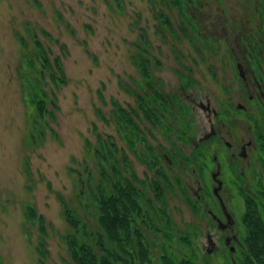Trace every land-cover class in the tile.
I'll list each match as a JSON object with an SVG mask.
<instances>
[{"label": "rangeland", "instance_id": "1", "mask_svg": "<svg viewBox=\"0 0 264 264\" xmlns=\"http://www.w3.org/2000/svg\"><path fill=\"white\" fill-rule=\"evenodd\" d=\"M166 2L0 0V264H38L34 246L39 230L36 222L25 217L29 204L45 218L46 264H67L69 256L61 235L68 226L58 195L78 206V184L69 167H80L83 159L90 162L85 138L95 141L93 125L113 134L154 199L147 183L161 178L117 135L114 122L106 123L96 112L100 107L109 115L110 98L125 106L135 104L129 87L142 76L131 55L143 29L151 45L149 53L159 61L152 60L150 67L154 83L168 96L170 112L164 119L172 126H149L150 143L161 154L171 179L169 184L161 181L163 208L171 221L168 224L160 217L157 224L162 231H146L152 253L150 262L144 264H160L158 256L164 250L161 242L177 258L190 256L198 264H232L231 257H237L224 243L223 230L207 213L211 209L221 217L211 190L214 182L210 170L215 169L216 161L220 163V194L236 219L234 227L227 230L236 235L230 242L236 252L243 230V192L254 193L262 175L259 146L248 159L235 162L218 136L197 142L210 130L208 116H212V111L198 101L205 104L208 100L225 121L229 114L238 136L245 131L249 115L235 107L245 100L236 63L262 76L264 0H184L188 18ZM158 7L167 12L171 27L164 24L159 30L154 15ZM34 39L48 50L51 60L60 56L65 83L54 84L48 74L40 79ZM29 58L36 67L30 66ZM30 76L41 84L47 108L53 111V117L41 125L42 138L36 128L31 130L34 109L29 96ZM188 79L192 82L185 84ZM249 111L263 120L261 110ZM217 126L228 138L226 126ZM173 128L184 136L179 137ZM199 182L202 187L196 198L191 188L197 189ZM186 194L196 200L195 206L187 201ZM208 233L215 243L211 252L206 251ZM135 264H141L139 259Z\"/></svg>", "mask_w": 264, "mask_h": 264}, {"label": "trees", "instance_id": "2", "mask_svg": "<svg viewBox=\"0 0 264 264\" xmlns=\"http://www.w3.org/2000/svg\"><path fill=\"white\" fill-rule=\"evenodd\" d=\"M166 4L173 5L180 14L188 18L184 0H167ZM154 15L160 23L159 30L164 24L171 27L168 14L161 7L155 8ZM262 41L264 53V28ZM134 46L136 50L131 55L132 62L138 67L142 76L141 80H134V85L131 84L132 86L129 87L135 104L128 103L125 106L119 100L110 98L109 102L112 106L109 115H106L100 107L96 108V112L106 123L114 122L117 135L161 180L157 178L148 180L147 186L153 193L154 199H152L146 192L144 186L146 183L135 172L133 162L125 149L117 144L113 134L99 131L93 125L95 141L85 138V152L90 162L83 159L80 167H69V171L75 174L78 184V206L73 205L63 195H58L62 206L61 213L68 226L67 231L61 235L69 256L67 264H135L137 259L141 264L150 262L152 250L149 247L146 231L148 229L151 232L162 231V227L157 224L160 217H163L168 224L171 221L169 214L163 208L165 201L163 183L169 184L171 179L161 161V154L155 145L150 143L148 136V134L152 135V127L161 128L165 124L166 128H172L164 119V115L170 112V103L168 96L153 81L150 64L152 60L157 63L159 61L156 56L149 53L148 49L151 45L144 29L138 34ZM34 51L40 66V69H37L40 79L48 74L54 84L65 83L60 56L55 55L51 60L48 50L37 39H34ZM261 60L264 63V57ZM29 63L31 67H36L32 58H29ZM261 79L264 84V65ZM37 81L31 76L28 78L29 96L34 109L31 130L36 128L40 133L39 138H42L41 125L46 124L47 117H53V111L47 108L46 93ZM191 82L192 80L188 79L185 84ZM99 96L104 102L100 92ZM49 100L51 101L50 98ZM261 113L264 115V109H261ZM146 122L149 125L145 124ZM260 123L261 125L257 126L256 137L262 175L258 176L254 193L243 192L245 209L240 216L243 226L239 237L240 243L236 252V248L231 249L228 246L232 254L237 253L234 260L231 257L232 264H264V118ZM173 131L179 137L184 136L174 128ZM169 151L168 154L172 153L171 149ZM184 158L188 161L192 160L188 156ZM177 180L181 183L179 179ZM186 198L195 206L194 198L191 199L188 194ZM154 201H158L161 206ZM80 209L84 212L82 213ZM25 217L28 221L38 224L39 234L34 247L38 264H46L45 218L31 204L26 206ZM164 237L169 239L166 234ZM161 246L164 250L158 256L160 264H198L190 256L177 258L167 251L168 246L164 242H161Z\"/></svg>", "mask_w": 264, "mask_h": 264}, {"label": "flooded vegetation", "instance_id": "3", "mask_svg": "<svg viewBox=\"0 0 264 264\" xmlns=\"http://www.w3.org/2000/svg\"><path fill=\"white\" fill-rule=\"evenodd\" d=\"M236 67L238 70V76L240 77V84L242 88V91L245 94V100L244 102L238 101L236 103L237 108H239L242 111L247 112V115H249V123H246L245 125V131L242 130V134L238 136L233 129L235 122L232 119H229V114L227 115V120L220 115L219 111L216 109L210 107V103L207 100V102L204 104L202 101H198V105L202 106L206 110L212 111V116L209 117V127L210 130H213V132L208 136H218L219 139H221L222 143L226 147L227 153H229L230 157L235 161H244L249 158L252 154L256 152V148L258 147V141L256 137L257 132V126L261 125L260 121L257 119L255 114H253L249 109L252 110H261L264 109V84L263 81H261V76H258L253 71H247L240 62L236 63ZM251 115V117H250ZM218 120L213 119L214 117H218ZM260 123V124H259ZM216 124H223L225 125V132L228 134V138L223 135V133H220V128ZM207 138V137H206ZM205 139V138H203ZM203 139H197V142H201ZM255 149V152H254ZM253 151V152H252ZM216 167L215 169L210 170V176L211 180L214 182L211 186V190L213 195L216 198V201L219 206V211L221 213V217L217 216L216 213H213L211 209L207 210V213L212 217L214 222L216 223L217 227L219 222L221 224H225L222 227H219L221 230H223V240L225 243L226 238H228V242L225 243L229 247L233 246L230 242L231 239H235L236 235L235 233L229 234L227 230L229 228L232 229L234 225L236 224V219L233 216V214L229 211L226 204L223 201V198L220 194V188L222 187V178L220 179V163L218 161L215 162ZM202 187V184L199 182L198 188L193 189L194 193L196 195V198L199 197L198 190H200ZM230 215L233 219L231 223H227V216ZM234 247V246H233Z\"/></svg>", "mask_w": 264, "mask_h": 264}, {"label": "water", "instance_id": "4", "mask_svg": "<svg viewBox=\"0 0 264 264\" xmlns=\"http://www.w3.org/2000/svg\"><path fill=\"white\" fill-rule=\"evenodd\" d=\"M213 132V130H211V131H208V132H205L202 136H200L198 139L200 140V139H203V138H206V137H208L211 133ZM227 217V223H231L232 221H233V219H232V217L228 214V215H226ZM225 224H221L220 222H219V224H218V226L219 227H222V226H224ZM207 242H208V245H207V248H206V251H211V250H213V248H214V246H215V243H214V240H213V238H212V236L208 233L207 234ZM228 242V238H226V240H225V243H227ZM231 249H233L234 247L233 246H231L230 247Z\"/></svg>", "mask_w": 264, "mask_h": 264}]
</instances>
